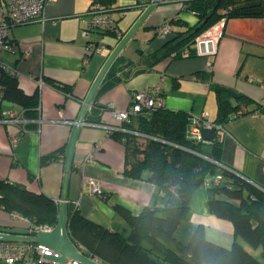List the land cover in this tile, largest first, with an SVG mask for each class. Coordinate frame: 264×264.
Listing matches in <instances>:
<instances>
[{"label": "crops", "instance_id": "1", "mask_svg": "<svg viewBox=\"0 0 264 264\" xmlns=\"http://www.w3.org/2000/svg\"><path fill=\"white\" fill-rule=\"evenodd\" d=\"M150 1L114 0L110 5L118 21L117 28L125 33ZM183 1L162 0L122 49L116 73L119 81L111 86L109 78L104 86V78L93 101L101 106V123H120L113 109L128 107L133 93L145 86L159 85L165 107L197 115L206 112L212 120L218 113L217 95L211 86L213 82L232 86L249 95L253 103L264 105V16L228 18L214 52L198 53L197 50L193 56L188 55L189 51L183 52L182 56L167 57L150 66L149 55L173 38L177 31L187 28L172 22L170 32L159 37L156 34L159 24L169 18L184 19L189 25L197 22V14L184 9ZM93 2L51 0L44 19L36 18L10 26V38L29 46L30 54L24 57L21 49L2 53V60L18 69L19 87L27 94L38 92L39 102L33 111H28V107L6 96L1 100L0 111L25 109L29 121L15 145L10 138L18 126L0 121V179L25 184L58 202L63 187L65 148L73 122L96 75L120 40L117 34L95 29L90 40L105 45L102 51L88 53L89 39L83 36L82 29L87 26ZM253 107L251 104L243 109ZM61 109L66 121H62ZM126 129L132 133L135 132L131 130H136ZM219 134L223 142L221 163L258 184L264 183V113L259 110L242 112L226 122ZM139 139L145 141L142 136ZM96 144H101L100 148L94 151L91 159L87 158ZM209 147L206 144V148ZM61 148L63 152H60ZM56 151L61 153L59 158L42 163L43 156ZM130 159L124 138L120 139L116 132L109 133L105 126L85 124L76 145L69 185V201L73 206L94 222L125 236L131 227L117 206L139 214L148 205L165 202L163 191L156 183L127 173ZM147 174L148 171L145 176ZM89 177L100 183L101 192L90 193ZM209 179L211 175L194 189L189 215L179 223L176 237L188 242L201 226L208 239L224 246L239 241L256 255L258 247L252 248L237 236L230 219L211 211ZM21 223L12 219L5 208L0 210V225L19 226ZM78 247L81 248L82 244ZM90 256L100 260L96 255Z\"/></svg>", "mask_w": 264, "mask_h": 264}, {"label": "trees", "instance_id": "2", "mask_svg": "<svg viewBox=\"0 0 264 264\" xmlns=\"http://www.w3.org/2000/svg\"><path fill=\"white\" fill-rule=\"evenodd\" d=\"M101 1L108 4L114 2ZM183 7L197 14V22L189 25L184 19L172 18L171 24L174 22L186 25L187 28L177 31L173 38L149 55L150 66L167 57L182 56L184 48L189 49L188 55H195L196 36L222 16L227 19L264 16L263 0L261 11L238 6L236 0H184ZM117 27L118 21L112 29L104 32L116 35ZM119 57L109 69L104 86L109 78L111 86L119 81L116 76ZM16 78L4 74L2 81L6 97L28 107V111H33L39 102V93L27 94L19 87ZM211 86L218 102L215 122L224 126L242 112L259 110L264 113V105L253 103L254 100L246 93L218 82H213ZM251 104L253 108L243 109ZM190 116L184 110H172L164 106L139 113L130 122L123 123L129 129L150 134L145 141H140L141 136L138 134L116 131L120 139L124 138L131 156V166L126 169L127 173L135 178L146 177L156 183L163 191L165 202L148 205L139 214H132L128 208L117 206L131 227L130 233L125 236L120 231L111 230L84 216L68 200L69 235L77 245L82 244L86 248L88 255L98 256L104 264H264V183L255 184L218 163L221 162L223 143L222 138L216 137L219 129H216L210 143L189 138L187 129ZM86 119L88 122H101V106L93 104ZM206 144L210 147L206 148ZM63 151L61 148L60 152ZM60 156L61 153L53 152L43 156L42 163ZM146 171L148 174L145 176ZM220 173L226 179L219 183L212 181L208 186L210 209L218 216L230 219L237 236L254 248L260 247L261 258L239 241L224 246L208 239L201 226L188 242L180 241L175 235L179 223L189 215L194 189L204 184L209 175ZM59 205L58 201L42 191L32 190L19 182L0 179V206H4L8 212L16 210L39 224L55 226L59 218ZM19 226L25 225L21 223Z\"/></svg>", "mask_w": 264, "mask_h": 264}, {"label": "built area", "instance_id": "3", "mask_svg": "<svg viewBox=\"0 0 264 264\" xmlns=\"http://www.w3.org/2000/svg\"><path fill=\"white\" fill-rule=\"evenodd\" d=\"M51 0H0V103L1 100L6 96L5 86L2 81L4 74H9L11 76L17 77L19 71L14 66L6 64L2 60V53L4 51L17 52L22 50V55L28 56L31 52L30 47L23 45L22 42L12 40L10 38V26L13 24L24 23L36 18H45L46 9ZM89 20L87 26L82 29V34L84 37L89 39L87 43L88 53H93L95 51H102L104 43L101 41L95 44L90 40V34L95 29H112L116 25V19L112 13V7L110 4L102 2L101 0H94L89 8ZM227 22V17L222 16L218 21L208 27L206 30L201 32L195 38V46L197 47L198 53H211L216 50L217 42L219 38L223 35L225 30V25ZM171 19L164 20L157 27L156 34L159 37H164L171 30ZM117 35L121 38L122 32L117 28ZM206 43V50H201V43ZM211 43V47L209 45ZM188 48H184L183 52L187 53ZM173 54H176L174 52ZM165 106V99L162 95L159 85L155 86H145L142 89L135 91L132 95V102L126 108H114L115 116L120 120V123H101V122H88L90 125L105 126L109 133L116 131H125L126 126L123 125L124 122H130L132 117L138 115L142 112H147L149 110H155ZM60 115L62 121L67 119L63 117L64 110H60ZM0 121L5 123H13L18 126V130L11 134V141L15 145L17 140L23 134L26 129V124L29 119L25 115L24 110H17L14 108L6 109L0 111ZM204 129H213L214 133L216 129H224V126L215 122L208 117V114L202 113L200 115L191 114L190 123L188 125L187 134L189 138L195 139L197 141H204L210 143L212 138H206L204 136ZM136 134L147 138L150 134L143 133L139 130H131ZM214 135V134H213ZM213 137V136H212ZM221 138V134L216 136ZM101 144H96L92 150L87 155L90 158L94 155V151L99 149ZM222 167L227 168L237 174L243 176L247 180L254 182L250 177L244 175L242 172L235 170L228 165L218 162ZM222 174L211 175L209 183L212 181L219 183L222 180ZM89 181V190L91 194L99 193L102 191L100 183L92 177L87 179ZM207 180V179H206ZM259 185V184H258ZM4 209L3 206L0 210ZM12 219L19 220L25 226L29 228L33 233L38 230H51L54 226L49 224H39L33 218L23 215L22 213L14 210L10 212ZM81 251L85 252V247L82 245L79 248ZM47 255L58 256L60 253L56 251L50 245L42 242H35L31 240H0V264H13L15 262H21L22 264H38L41 262H53L56 264H61L59 261L50 259ZM97 259V258H96ZM68 264H84L78 259H70Z\"/></svg>", "mask_w": 264, "mask_h": 264}, {"label": "water", "instance_id": "4", "mask_svg": "<svg viewBox=\"0 0 264 264\" xmlns=\"http://www.w3.org/2000/svg\"><path fill=\"white\" fill-rule=\"evenodd\" d=\"M162 0H151L132 26L125 32L120 40L114 45L110 54L106 58L104 64L96 75L91 87L82 102L81 110L73 122L72 130L65 148V167L63 175L62 194L59 201V218L56 225L51 230H38L33 233L29 228L22 226H6L0 225V240H31L42 242L53 247L60 255H47L48 258L59 261L61 264H67L70 259H78L84 264H104L102 261L95 259L87 253L81 251L78 245L71 239L68 226V200H69V185L72 167L74 163V154L76 145L80 136L82 127L88 123L86 117L90 107L93 104L95 95L105 78L109 69L115 62L116 58L133 37L136 31L143 24L149 14L156 8ZM262 0H236L238 6L244 5L255 10L261 11ZM221 12V11H220ZM206 21V20H205ZM211 47V43H209ZM201 50H206V43H201ZM204 135L211 138L214 134L213 129H204Z\"/></svg>", "mask_w": 264, "mask_h": 264}, {"label": "rangeland", "instance_id": "5", "mask_svg": "<svg viewBox=\"0 0 264 264\" xmlns=\"http://www.w3.org/2000/svg\"><path fill=\"white\" fill-rule=\"evenodd\" d=\"M122 32V31H121ZM117 34V33H116ZM125 33H123L122 32V36L124 35ZM118 36V35H117ZM128 235V234H127ZM251 246V245H250ZM252 248H254V247H252ZM260 251H261V248L260 247H258V249L257 250H255V253H256V255L257 256H261V253H260Z\"/></svg>", "mask_w": 264, "mask_h": 264}]
</instances>
